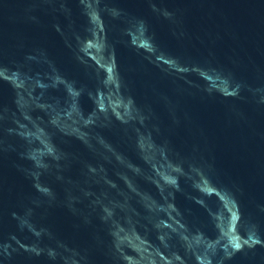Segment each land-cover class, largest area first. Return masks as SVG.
Returning a JSON list of instances; mask_svg holds the SVG:
<instances>
[{"label":"water","instance_id":"1","mask_svg":"<svg viewBox=\"0 0 264 264\" xmlns=\"http://www.w3.org/2000/svg\"><path fill=\"white\" fill-rule=\"evenodd\" d=\"M0 73V264H264V0H0Z\"/></svg>","mask_w":264,"mask_h":264},{"label":"snow or ice","instance_id":"2","mask_svg":"<svg viewBox=\"0 0 264 264\" xmlns=\"http://www.w3.org/2000/svg\"><path fill=\"white\" fill-rule=\"evenodd\" d=\"M0 75H2V73H0ZM5 78H7V77H5Z\"/></svg>","mask_w":264,"mask_h":264}]
</instances>
